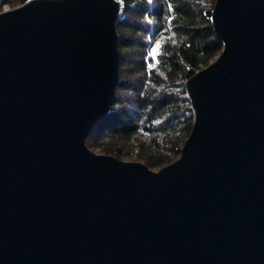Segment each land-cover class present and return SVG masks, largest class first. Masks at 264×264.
Instances as JSON below:
<instances>
[{
    "label": "water",
    "instance_id": "obj_1",
    "mask_svg": "<svg viewBox=\"0 0 264 264\" xmlns=\"http://www.w3.org/2000/svg\"><path fill=\"white\" fill-rule=\"evenodd\" d=\"M114 0L0 12V264H264V0H216L221 52L158 171L86 145L119 79Z\"/></svg>",
    "mask_w": 264,
    "mask_h": 264
},
{
    "label": "trees",
    "instance_id": "obj_2",
    "mask_svg": "<svg viewBox=\"0 0 264 264\" xmlns=\"http://www.w3.org/2000/svg\"><path fill=\"white\" fill-rule=\"evenodd\" d=\"M122 1L119 79L109 113L86 145L120 160L136 156L158 171L179 158L193 125L187 80L222 50L211 23L216 0ZM25 2L0 0V12Z\"/></svg>",
    "mask_w": 264,
    "mask_h": 264
},
{
    "label": "rangeland",
    "instance_id": "obj_3",
    "mask_svg": "<svg viewBox=\"0 0 264 264\" xmlns=\"http://www.w3.org/2000/svg\"><path fill=\"white\" fill-rule=\"evenodd\" d=\"M8 9H12V8H10V7H7V6H5L4 8H3V10H8ZM154 49L155 48H153V50L150 52V57L153 59V55H154V57H155V54H154ZM155 59V58H154ZM154 61V60H153ZM92 152H94V153H96V154H102V153H100V151L99 150H96V151H92ZM105 155V154H104ZM111 156V155H110ZM114 157V156H113ZM120 160V159H119ZM122 161H125V162H137V159H136V156H133V157H131L130 159H124V160H122Z\"/></svg>",
    "mask_w": 264,
    "mask_h": 264
},
{
    "label": "built area",
    "instance_id": "obj_4",
    "mask_svg": "<svg viewBox=\"0 0 264 264\" xmlns=\"http://www.w3.org/2000/svg\"><path fill=\"white\" fill-rule=\"evenodd\" d=\"M27 1H30V0H26V2H27ZM114 1L118 3L119 8H120V13H121L122 6H123V1H122V0H114ZM120 13H119V17H120ZM154 54H155V50H154ZM154 58H155V57H154V55H153V59H154Z\"/></svg>",
    "mask_w": 264,
    "mask_h": 264
}]
</instances>
